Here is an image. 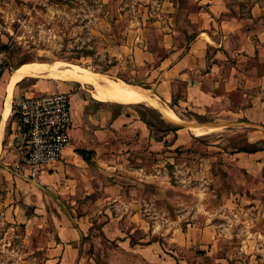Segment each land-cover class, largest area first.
<instances>
[{
  "label": "crops",
  "instance_id": "1",
  "mask_svg": "<svg viewBox=\"0 0 264 264\" xmlns=\"http://www.w3.org/2000/svg\"><path fill=\"white\" fill-rule=\"evenodd\" d=\"M152 2V25L163 36L165 55L147 42L131 49L137 64H151L152 93L111 97L96 90L94 99L75 81L54 85L53 91L71 96L72 142L38 182L17 169L24 131L14 109L20 88L14 86L32 75L31 68H18L11 79L0 74V223L20 225L27 235L42 232L50 264H264L248 240L233 246L225 223L209 219L159 230L145 209L157 207L162 154L191 147L193 129L242 125L251 144L264 140V2ZM38 85L24 95L37 94ZM150 95L175 130L159 128L134 104L111 102H151ZM190 111L219 123L183 120ZM235 161L259 176L264 148L239 151Z\"/></svg>",
  "mask_w": 264,
  "mask_h": 264
},
{
  "label": "rangeland",
  "instance_id": "2",
  "mask_svg": "<svg viewBox=\"0 0 264 264\" xmlns=\"http://www.w3.org/2000/svg\"><path fill=\"white\" fill-rule=\"evenodd\" d=\"M152 1L0 0V53L6 56L3 73L11 79L18 68L31 67L32 75L14 86L20 88L19 96L34 83H39L33 88L39 93L75 81L97 99L96 90L106 95L104 89L75 76L98 75L129 84L132 90L138 88L139 95L134 97H139L154 88L147 80L151 64H137L131 49L147 42L159 57L166 51L163 36L153 29L155 16L150 15H155L157 4ZM151 95V102H111L134 104L159 128L175 130L161 118V113L167 116L165 109ZM181 117L219 123L212 116L191 111ZM233 128L207 133L206 128L205 133L193 129L195 134L189 130L194 138L191 147L162 154L157 166V207H145L146 216L158 222L159 230L209 219L225 223L227 235L237 242L233 246L239 248L248 240L257 260L264 263V172L251 175L235 161V153L264 148V140L251 144L248 130L242 125ZM41 234L27 235L20 225L0 223V264H50Z\"/></svg>",
  "mask_w": 264,
  "mask_h": 264
},
{
  "label": "built area",
  "instance_id": "3",
  "mask_svg": "<svg viewBox=\"0 0 264 264\" xmlns=\"http://www.w3.org/2000/svg\"><path fill=\"white\" fill-rule=\"evenodd\" d=\"M6 68L0 53V74ZM15 113L24 131V156L17 169L38 182L43 169L62 159L72 142V100L69 92L52 91L18 96Z\"/></svg>",
  "mask_w": 264,
  "mask_h": 264
},
{
  "label": "bare ground",
  "instance_id": "4",
  "mask_svg": "<svg viewBox=\"0 0 264 264\" xmlns=\"http://www.w3.org/2000/svg\"><path fill=\"white\" fill-rule=\"evenodd\" d=\"M29 71L30 73L32 72L31 70ZM75 78H78L86 83L87 82L91 83L97 89L102 88L106 93L112 95L113 97H134L139 95L138 93L135 92L136 90H138V88L132 90L129 84H125L123 82H114L110 79L103 78L102 76L92 75V77H85V76L76 75Z\"/></svg>",
  "mask_w": 264,
  "mask_h": 264
}]
</instances>
